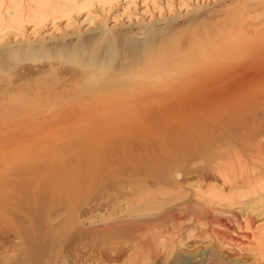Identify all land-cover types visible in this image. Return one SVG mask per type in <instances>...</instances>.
I'll list each match as a JSON object with an SVG mask.
<instances>
[{
    "label": "bare ground",
    "instance_id": "bare-ground-1",
    "mask_svg": "<svg viewBox=\"0 0 264 264\" xmlns=\"http://www.w3.org/2000/svg\"><path fill=\"white\" fill-rule=\"evenodd\" d=\"M230 92L264 100V0H0V264H67L39 259L63 226L100 237L82 264H264V133ZM142 113L208 125L172 129L164 173L147 176L115 148L117 134L154 136L130 126ZM98 169L97 187L128 176L123 199L50 214ZM228 219L250 233V263L225 241ZM184 221L208 244L189 247Z\"/></svg>",
    "mask_w": 264,
    "mask_h": 264
},
{
    "label": "rangeland",
    "instance_id": "rangeland-1",
    "mask_svg": "<svg viewBox=\"0 0 264 264\" xmlns=\"http://www.w3.org/2000/svg\"><path fill=\"white\" fill-rule=\"evenodd\" d=\"M257 82H261V81H257ZM227 99H228L229 105L232 104L234 100L238 103L234 108H230V109L235 111V113L237 112L236 114L239 117H241L243 123L245 122L246 125L250 126L253 130L255 129L254 131L258 132V131L263 130V133H264V111L260 107L257 106L260 99H261L260 103L264 104V100L262 97L261 98L253 97L251 95H248L247 93L246 94L245 93L234 94L230 92L227 95ZM132 120L133 121L132 123H130V126H140V127H147V128L158 127V128L157 129L155 128L156 130L152 138L144 137L146 142L142 144L139 143L140 145L132 137V135L117 134L118 136H116L115 148L116 149L118 148L117 149V151L119 150L118 153H121L123 155L127 154L126 155L127 158L128 157L131 158L129 159L130 161L137 160L140 163H143L141 169H145V168L147 169L145 171L147 174L144 172L145 175L154 176L155 175L154 173H156L157 177L162 176L161 174H159V172L164 173V167H165L164 163H166V157L164 156L163 147H162L164 145H161V143L162 141L168 142L170 131L172 129H177L179 126L183 124H186L189 127H195L197 125H203V126L208 125L207 121L197 114H191L187 116L170 115L168 117L162 118L161 116L157 114L142 113V114L136 115V117H134ZM73 135H71L72 138L75 137L74 139H77V140L80 139V138H76L80 136L79 133H74ZM74 139H71V140H74ZM143 160H145V162H143ZM146 161H147V164L149 163L148 165L150 168L147 166V164H145ZM79 163H82V162H79ZM191 163L192 162L180 163L178 166V169L181 172L184 171L183 172V174H185L184 178L189 183H193L194 180L196 181V176L194 172L196 171V166L195 165L192 166ZM91 172H94V170H91L89 172L88 171L84 172V174L86 175L88 179H90L88 175L91 174ZM99 172L101 173V175H97L99 174ZM190 172L191 174L192 173L193 174L191 175ZM103 173H105L103 169L102 170L98 169V173L95 175V177H93V180L91 181L92 184L90 186L87 185L88 183L83 184L84 186L82 190H80L77 194L75 193L76 195L69 196L66 199H60L59 203H54L52 206H50V208L48 209L50 214L54 215L55 213H59V212H62L65 214H73V213L74 214H79V213L87 214L90 212L95 213L99 209V204L102 203L105 200V198H107V201L110 199H114V198H117L119 200L123 199L124 195H123V191L121 190V187L123 185V182H125V178L128 176H125L123 175V173H121V174L116 175V178H114L113 181H109L107 180V175H106L103 178H105L106 180L105 183L109 187L107 186L106 188V185H104L105 183L103 184L105 187L104 186L97 187L95 180L97 179L98 176H102ZM129 175H133V174H129ZM83 181H84V178H83ZM98 188H100L99 191H98ZM249 206L253 207L252 204H250ZM256 206L258 210H260L259 208L260 206L259 205H256ZM241 209L246 210L247 207H243ZM235 211L234 213L239 212L238 210H235ZM252 222L254 224V227L261 224L260 219L256 217H252ZM181 226L184 228L183 234H182L183 238L187 237L188 235L189 236L191 235L190 238L186 239V244L189 247H192V246L196 247L197 245L200 247L201 246L203 247L206 244H208V243H205L206 242L205 240L201 239V237L199 236V233H197V230H195V228L193 230L194 233L192 232L189 234L188 231L191 230V228L194 226L191 222L184 221L182 222ZM227 226H228V231H225V234H226L225 241L231 246L230 248L232 249L234 248L237 250L238 249L237 247H239V249L244 254V256L246 255L244 259L247 261V263H250L252 261V257L249 251H251L253 248V245H252L253 241H249L246 238L247 234H250V233L239 230L236 226V223L233 221V219H228L226 227ZM214 228L219 233L220 232L224 233V231L221 230V228H218V229L216 227ZM56 237L57 238L55 239L54 247H51V240L48 241L46 245L47 248L45 249V251H43L39 255V259L44 256H47V257L50 256L51 258L56 259L55 260L56 262H60V263L63 260L66 261L67 264H71V263L72 264H82V262L84 261L90 262L89 258L90 257L92 258L93 256H95L94 254H97L98 250L100 249L101 243H102L98 235L89 234L88 236L83 233L79 234V232H77L74 229H71V227H68V226L67 227L63 226L62 231ZM217 237L220 238V236H217ZM217 237L213 235L211 241L209 242L212 245L213 244L217 245ZM229 239L230 240L232 239V240L230 241ZM235 256H237V253L235 250L228 253L229 259H233ZM171 259L172 257L169 258L167 262L163 264H168L171 261ZM160 261L161 260H157L156 262H160ZM126 264H133V263L128 262ZM144 264H150V262H146Z\"/></svg>",
    "mask_w": 264,
    "mask_h": 264
}]
</instances>
